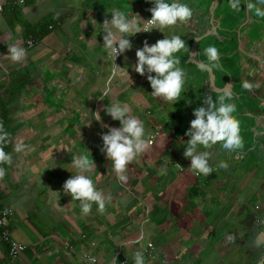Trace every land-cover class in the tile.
I'll return each mask as SVG.
<instances>
[{
  "label": "crops",
  "instance_id": "crops-1",
  "mask_svg": "<svg viewBox=\"0 0 264 264\" xmlns=\"http://www.w3.org/2000/svg\"><path fill=\"white\" fill-rule=\"evenodd\" d=\"M136 1L29 0L18 5L0 0V94L10 117L6 152L13 158L12 165H0L6 168L0 208L12 209L11 236L26 245L11 257L0 237V264H92L83 258L87 254L108 264H134L135 253L148 243L155 256H144L145 264H232L238 257L241 264H264V88L259 84L264 82V36L237 43L241 54L243 49L253 60L238 76L214 71L203 38L197 41L196 59L213 68L214 86L232 92L242 147L228 152L220 143L210 149L200 146L199 152L212 153L213 171L193 170L190 178L183 174L184 163L191 162L183 154L186 132L192 111L210 95V82L207 71L195 69L184 49L188 52L199 34L213 36L209 26L227 36L232 30L223 24L220 10L211 22L206 16L200 24L193 17L164 32L138 33L129 37L131 50L109 56L101 24L118 8L142 26L152 16L153 0ZM165 36L185 42L176 53L185 72L177 103L153 97L146 75L133 67L145 40L151 45ZM30 38L34 42L27 47ZM12 44L25 48L22 63L10 59L7 47ZM245 81L253 87L245 89ZM103 93L108 95L101 100ZM110 101L126 103L143 122L145 139L154 136L149 150L128 165L127 181L118 179L113 162L101 151V133L108 128L95 120L96 112L104 124L121 126L103 110ZM16 142L27 148L15 152ZM73 153L95 161L97 167L85 174L97 190L111 196L104 213L93 204L85 216L79 201L63 193L64 182L77 172L70 164ZM177 163L184 169H177Z\"/></svg>",
  "mask_w": 264,
  "mask_h": 264
},
{
  "label": "clouds",
  "instance_id": "clouds-1",
  "mask_svg": "<svg viewBox=\"0 0 264 264\" xmlns=\"http://www.w3.org/2000/svg\"><path fill=\"white\" fill-rule=\"evenodd\" d=\"M261 3H264V0H261ZM153 5L150 8L152 16L143 26L136 16H130L118 8L111 10L110 19L106 18L101 24V32L105 33L102 46L109 56L117 58L131 50L133 44L129 37L141 32H150L153 29L164 32L163 29L175 26L178 22L189 21L193 15L192 9L187 4L153 0ZM231 7L238 9L240 0H231ZM247 7L251 10L256 6L248 3ZM256 14L264 16V9L256 8ZM184 48L185 42L180 36H173L170 39L165 36L151 45L145 40L143 47L136 50L137 62L133 65L134 70L141 76L146 75L153 97L161 98L169 103H177L180 100L185 85V72L179 67L181 61L175 54ZM7 49L13 62L22 63L26 59V50L19 44L9 45ZM206 53L210 61H218V51L215 47H208ZM125 60H127L126 56ZM243 87L251 89L253 85L245 81ZM107 95L103 93L100 99L103 100ZM231 95L230 92H224L215 101L209 95L204 99L203 105L193 111L195 119L191 120L190 128L186 132L189 139L183 154L186 158H190V168L197 173L208 175L213 171L209 164L212 153L210 151L199 152L200 146L210 149L220 143L228 152L242 147L239 123L233 116L236 105L226 102L231 99ZM103 110L113 120L120 121L121 126L112 127L104 124L100 112H96L95 120L101 122L102 127L108 128L106 133H101L103 140L101 151L105 153L107 159L113 162L118 179L127 181L128 165L149 150L151 140L145 139L143 122L131 114V109L126 103L110 101ZM9 142V133L0 121V165L10 166L13 163L12 155L4 150V146ZM26 148L27 145L23 142H16L14 151L21 153ZM70 164L77 172L64 182L63 193L70 195L72 200L79 201L82 214L85 216L91 213L93 204L97 205L100 213H104L106 205L111 202V196L106 197L103 192L97 190L93 180L85 174L92 173L97 167L95 161L89 159L87 154L73 153ZM219 166L226 169L228 165L221 162ZM68 170L71 171V169ZM5 175L6 168L0 166V179H3ZM92 264H95V260ZM134 264H145L142 252L135 253Z\"/></svg>",
  "mask_w": 264,
  "mask_h": 264
},
{
  "label": "rangeland",
  "instance_id": "rangeland-1",
  "mask_svg": "<svg viewBox=\"0 0 264 264\" xmlns=\"http://www.w3.org/2000/svg\"><path fill=\"white\" fill-rule=\"evenodd\" d=\"M131 1L132 0H130V2ZM138 1H136V2H138ZM175 1L176 0H167V2H169V3H172ZM222 1L225 4L223 7H226V9H223V7L221 9L216 7L213 10V13H214V15L217 16V14L220 10L222 11L221 15L227 9H229L231 11L232 15L227 14V12L225 11L224 14L222 15V17H223V24L226 25L227 29L232 30V33H230V35L232 37L228 36L227 40H224L215 34H212L213 36H210V35L206 36L203 38V42L205 44V46L203 48L206 50L208 47H215L218 51V55H219L218 61H216V62L207 61L208 63H210L214 67V71L216 69L223 74L225 73V74H232L233 76H238V74L241 72V70L243 71V66H242L243 61H240V55H242V54L239 51L240 50L239 45H237V43H238V40L236 39V35H237L236 32L237 31L235 32V29L237 27H239L240 25H242V28H243L242 31L245 32L244 34H245L246 38L250 39L251 41L258 39V38H263V36H264V16H258L256 14V8H259L260 5L264 6V3H261V0H240V7L238 9H233L231 7V0H227V1L222 0ZM130 2H129V5L133 3V2H131V3ZM187 2L192 4L193 8H191V9H195L197 11V12H194V10H192L193 15L191 18L198 17L197 21H199L201 23L202 20L206 21V18L210 17V14L212 11L211 8H212V4H213L212 0H181L180 3L186 4ZM248 3H252L256 7L249 10L247 7ZM226 4H227V6H226ZM220 7H221V5H220ZM128 9L130 10L131 8H128ZM147 19H145L144 22ZM209 22H210V20H209ZM220 32H223V31L220 30ZM231 38H232V40H231ZM184 52L186 55H188L189 51L186 52V50L184 49ZM178 56H179V54H178ZM176 57H177V55H176ZM187 59H188V57H187ZM194 65H197V64L194 63ZM216 65H219V66L217 67ZM195 69H197L198 71L203 70L198 65L195 66ZM212 74H213V77L215 78L213 71H212ZM207 75H208L209 82H210L211 75L209 72H207ZM238 89L242 92V90L240 88H238ZM207 90H210L209 94L211 95L212 99H214L213 97H217L216 96L217 91L212 89V87L210 86V83L208 85ZM220 95L221 94H219L218 96H220ZM1 96H2V94H1ZM231 97L233 98V95H231ZM3 98L4 97L2 96L1 99L3 100ZM232 98L226 102H230L232 100ZM244 100H246L244 97H242L240 99V101H244ZM181 105L182 104L179 103V106H181ZM176 106H178V104H176ZM192 113H193V111H192ZM193 119H195V116H193V118H191V120H193ZM191 120H189V121L191 122ZM89 143H90V141H89ZM152 143H153V141H152ZM92 146L94 148H97L98 142L94 141ZM190 164H191V162L184 163L185 167L187 168V171L183 174H184V176H186L185 174L188 173L189 174L188 176H190V178H191V176H193L194 173H193V169L190 168Z\"/></svg>",
  "mask_w": 264,
  "mask_h": 264
},
{
  "label": "built area",
  "instance_id": "built-area-1",
  "mask_svg": "<svg viewBox=\"0 0 264 264\" xmlns=\"http://www.w3.org/2000/svg\"><path fill=\"white\" fill-rule=\"evenodd\" d=\"M27 1H29V0H15V3L18 4V5H23ZM0 9H1V6H0ZM148 19H150V18H148ZM146 23H147V21H145L144 24H146ZM33 42H34L33 39H31V38L28 39L26 41V46L27 47H31L33 45ZM153 137L154 136L151 135L148 138V140H151V143H152ZM176 167L179 170L184 169V167L181 166L180 163H177ZM12 214H13L12 209H10V208H0V237L5 243H7L8 254L11 257H16L17 255H19L26 248V245L23 244L22 242H19V241L15 240L11 236V232H10V229H9L8 222H9V219L12 216ZM91 245H93V242L91 243ZM137 251L142 252L143 256H149V257H154L155 256V254H154V246H153L152 243H148L146 247L141 248L140 250H137ZM83 258H85V260L89 261L90 263H92L93 260H95V264H108L107 262L99 261L92 254L84 255ZM162 264H169V263L166 262V261H162Z\"/></svg>",
  "mask_w": 264,
  "mask_h": 264
},
{
  "label": "water",
  "instance_id": "water-1",
  "mask_svg": "<svg viewBox=\"0 0 264 264\" xmlns=\"http://www.w3.org/2000/svg\"><path fill=\"white\" fill-rule=\"evenodd\" d=\"M217 1L218 0H212L213 6L211 8L212 11H211L210 18H209L210 22L212 20H214L213 10L215 8V5H216ZM208 31H212L213 34L217 35L218 37H221V33L218 31L217 27L214 26V25L211 26V27H209ZM206 36H209V35L206 33V34H199V35H197V36L194 37V39L192 41L191 48H190V50L188 52V55H187L188 56V61L197 64L200 68H202V69H204V70H206L207 72L210 73V75H211V77H210V86L212 87V89H214L215 91L221 90L223 92H227V89H225V88L217 89L214 86L213 74H212L211 68L209 66L203 64L202 61H199V60L196 59V43H197L198 40H200V39H202V38H204ZM259 195H261V193H258V196ZM240 261H241V258L238 257L236 261L233 259L232 264H241V263H239Z\"/></svg>",
  "mask_w": 264,
  "mask_h": 264
},
{
  "label": "flooded vegetation",
  "instance_id": "flooded-vegetation-1",
  "mask_svg": "<svg viewBox=\"0 0 264 264\" xmlns=\"http://www.w3.org/2000/svg\"><path fill=\"white\" fill-rule=\"evenodd\" d=\"M227 1V0H226ZM181 2V0H179V3ZM223 1L222 0H218L217 1V3H216V5H215V8L216 7H218L219 9H221L225 4H224V2L222 3ZM185 4V3H184ZM186 4H188L189 5V2H187ZM220 5H221V7H220ZM212 6H213V4H212ZM227 6V5H226ZM192 8H193V6H191ZM214 8V9H215ZM259 8H261V9H264V6L263 5H260V7ZM223 9H226V7H223ZM192 10H194V12H197L195 9H192ZM210 18V17H209ZM209 18H208V21L207 22H209ZM198 23H200V22H198ZM200 24H202V22L200 23ZM213 26V25H212ZM209 27H211V26H209ZM209 29V28H208ZM243 30V28H242V25H240L239 27H237L236 29H235V32L237 33V35H236V39L238 40V43H244V41H243V39H245L246 38V36H245V32H243L242 31ZM230 37H232V36H230ZM221 39H224V40H227V38H228V36L227 35H224V32L221 34V37H220ZM262 39V38H261ZM231 40H232V38H231ZM248 42L250 43V42H254V40L253 41H251L250 39H248ZM237 45H239V44H237ZM239 48H240V46H239ZM242 49V48H241ZM242 55H240V61H243L242 62V66H243V68L248 64V63H250L249 62V60L250 61H253L252 60V58L251 57H249V55H247L248 53L247 52H245L243 49H242ZM255 60V59H254ZM255 62L257 63V65H260V64H258V60H255ZM253 63V65H254V62H252ZM260 63V62H259ZM207 66H209V65H207ZM256 66V65H255ZM210 67V66H209ZM211 68V70L213 71V68L212 67H210ZM260 69H262V70H264V58H262V60H261V68ZM259 72V71H258ZM215 75V74H214ZM216 76V75H215ZM213 80H214V77H213ZM214 82V81H213ZM259 84H261V89H263L264 88V82H263V85H262V82L261 83H259ZM223 88V87H222ZM219 89H221V88H219ZM227 92H230L231 94H232V92L230 91V90H227ZM222 93H224V92H222ZM234 95H236V94H234Z\"/></svg>",
  "mask_w": 264,
  "mask_h": 264
},
{
  "label": "trees",
  "instance_id": "trees-1",
  "mask_svg": "<svg viewBox=\"0 0 264 264\" xmlns=\"http://www.w3.org/2000/svg\"><path fill=\"white\" fill-rule=\"evenodd\" d=\"M227 5V4H226ZM226 12H227V14H229V15H232V13H231V11L229 10V9H227V10H225ZM224 11V12H225ZM224 12H223V14H224ZM1 94H0V121H2L3 122V124H4V128H5V130L7 129V127H8V122H9V120H10V117H9V115H8V108L7 107H5V105H4V103L6 102H4V99L2 100L1 99ZM10 147V142L9 143H7L5 146H4V150L6 151L8 148Z\"/></svg>",
  "mask_w": 264,
  "mask_h": 264
}]
</instances>
